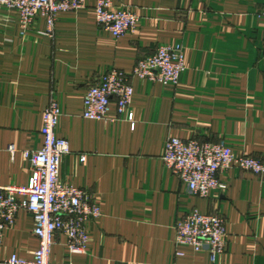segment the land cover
<instances>
[{
    "label": "crops",
    "instance_id": "obj_1",
    "mask_svg": "<svg viewBox=\"0 0 264 264\" xmlns=\"http://www.w3.org/2000/svg\"><path fill=\"white\" fill-rule=\"evenodd\" d=\"M93 5L85 0L58 13L53 37L43 33L39 14L22 34L17 12H0V186L29 183L22 152L41 147L42 111L54 97L56 135L70 148L60 179L89 191L101 216L86 223L85 253H69L57 232L50 261L264 264V172L230 168L219 174L225 189L199 197L162 160L167 138L175 136L223 139L234 152L264 161V0H114V8L138 16L135 29L118 38L98 26ZM159 44L184 46L176 86L130 74ZM112 67L130 74L133 126L117 116L114 102V121L82 115L88 87ZM194 208L225 219L226 249L214 261L175 244L176 223ZM32 229L31 215L19 210L3 232L0 260L31 259L38 247Z\"/></svg>",
    "mask_w": 264,
    "mask_h": 264
},
{
    "label": "built area",
    "instance_id": "obj_2",
    "mask_svg": "<svg viewBox=\"0 0 264 264\" xmlns=\"http://www.w3.org/2000/svg\"><path fill=\"white\" fill-rule=\"evenodd\" d=\"M85 0H0V12L14 9L18 14L19 26L24 34L32 25L36 15L46 22L45 35L53 37L54 22L60 12L74 11L83 7ZM95 20L99 27L121 37L132 32L138 16L126 7L114 8V0H93ZM185 70L184 46L159 44L153 53L137 59L131 75L164 85L179 83ZM129 73L112 67L90 85L83 98L84 118L114 121L125 115L133 126V114L128 107L133 97V86ZM115 103L118 117L109 112ZM60 119L58 102L51 97L42 111L40 132L42 145L39 149L23 150V157L29 162L31 175L25 186H0V245L5 229L14 224L19 210H25L33 219V234L38 247L31 259L12 254L0 260V264H63L49 260V253L55 243V234L66 236L69 253H85L90 235L86 223L101 216V207L89 191L62 182L60 165L64 155L70 152L68 141L56 135ZM9 150L14 151L13 145ZM81 156V160H84ZM164 165L185 183L189 193L207 197L213 189H225L226 183L219 174L233 167L264 172V161L245 153H236L223 139L216 141L167 138L162 153ZM227 234L225 219L217 213H201L192 209L175 225V244L188 246L194 251H205L210 260L226 249ZM182 255L181 252L177 253ZM67 264H75L68 262Z\"/></svg>",
    "mask_w": 264,
    "mask_h": 264
}]
</instances>
